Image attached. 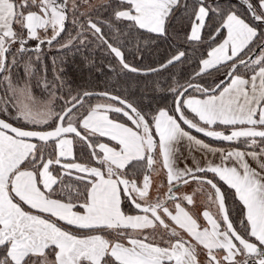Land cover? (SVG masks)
Masks as SVG:
<instances>
[{
  "label": "snow or ice",
  "instance_id": "1",
  "mask_svg": "<svg viewBox=\"0 0 264 264\" xmlns=\"http://www.w3.org/2000/svg\"><path fill=\"white\" fill-rule=\"evenodd\" d=\"M0 264H264V0H0Z\"/></svg>",
  "mask_w": 264,
  "mask_h": 264
}]
</instances>
